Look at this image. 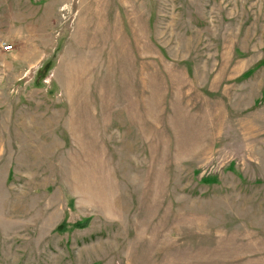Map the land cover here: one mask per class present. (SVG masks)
I'll return each instance as SVG.
<instances>
[{"label": "rangeland", "instance_id": "1", "mask_svg": "<svg viewBox=\"0 0 264 264\" xmlns=\"http://www.w3.org/2000/svg\"><path fill=\"white\" fill-rule=\"evenodd\" d=\"M0 264H264V0H0Z\"/></svg>", "mask_w": 264, "mask_h": 264}, {"label": "built area", "instance_id": "2", "mask_svg": "<svg viewBox=\"0 0 264 264\" xmlns=\"http://www.w3.org/2000/svg\"><path fill=\"white\" fill-rule=\"evenodd\" d=\"M4 49H5L6 51H10V50L12 49V45H11V44H9L8 46L5 45V46H4Z\"/></svg>", "mask_w": 264, "mask_h": 264}]
</instances>
